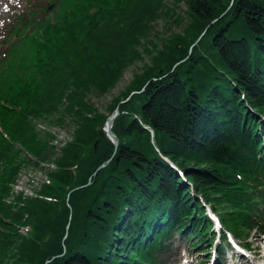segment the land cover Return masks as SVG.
<instances>
[{"label":"trees","instance_id":"16d2710c","mask_svg":"<svg viewBox=\"0 0 264 264\" xmlns=\"http://www.w3.org/2000/svg\"><path fill=\"white\" fill-rule=\"evenodd\" d=\"M176 1L188 25L102 113L86 97L154 45L163 0H57L18 24L14 80L0 76V264H167L178 237L204 254L205 203L236 237L264 235V0ZM28 40L29 69L13 55ZM60 113L74 138L49 182L9 201L23 152H53L35 122Z\"/></svg>","mask_w":264,"mask_h":264},{"label":"rangeland","instance_id":"374dc122","mask_svg":"<svg viewBox=\"0 0 264 264\" xmlns=\"http://www.w3.org/2000/svg\"><path fill=\"white\" fill-rule=\"evenodd\" d=\"M56 1L51 4L50 0H0V69L2 68L0 70V76H2V78L7 81L14 80L12 71L10 72L7 68V62L10 52L12 51L9 47L13 44H18V41L21 40L16 34V31L19 29L18 24L20 22L23 24L24 22L28 23L31 19H34L37 23L40 22L43 19L42 15L38 14L31 16L32 12H40L42 9L41 7L48 8L51 5L56 7ZM166 11L169 13L166 14ZM45 15H50L52 17V10L47 11L46 9ZM188 23L189 17L187 15V6L185 3L176 0H163L161 13L152 20L150 25L151 30L149 32L150 36L144 43L145 46H148L150 40H152L155 47H153L154 45H150L147 52L141 48L142 59L126 67L117 82L108 92L104 94L91 92L86 97V100L93 104L99 112H107L116 99L124 97L123 94L127 92L133 80L151 65L152 58L163 48L165 43L182 33ZM31 31H33L32 28L28 32ZM31 47L32 44L30 40H28L20 46L19 50L13 53L14 57L17 59L19 58L25 61L28 69L33 64V62H31V55L28 56L29 52L33 54V49L31 50ZM4 60H7V62H4ZM125 101L126 100L121 101V104ZM60 115L61 113L54 117L45 120H37L35 122L37 133L42 139H46V141L49 142L53 152L51 155L50 153L48 154V150L45 151L43 154L44 160L30 156V161L25 159V157L28 156L27 152H23L20 156L23 162L19 163L20 168L11 185L12 196L9 201L17 197L24 199L36 197L42 190L43 185L49 182L50 175L56 166L55 160L61 155L62 148L74 138L75 124L65 116L63 122H61V120H58V116ZM27 231L28 229H23L22 227V234H26ZM238 241L252 251L249 259L243 260L244 262L249 261L245 264H252V261L256 259L264 261V235L254 230L248 237H242ZM247 243H250V246H248ZM174 246L177 249H174L172 252L173 256L167 264H241L239 255H236L235 259L232 260L231 256H224V253L223 256H221V263L219 261L215 262V256L218 252L216 247L213 248L211 252L200 256L197 251L189 250L187 241L182 238H178ZM210 246L211 245L207 244L205 248L207 249ZM224 249L225 251L228 249V252L233 250L232 246L229 244L226 245ZM202 260H206V262H201Z\"/></svg>","mask_w":264,"mask_h":264},{"label":"water","instance_id":"95a60500","mask_svg":"<svg viewBox=\"0 0 264 264\" xmlns=\"http://www.w3.org/2000/svg\"><path fill=\"white\" fill-rule=\"evenodd\" d=\"M134 94V93H133ZM124 103V102H122ZM120 113V107H118L116 109V111L113 113V115H111L107 121V127L105 129V131L107 132V136L112 140V142L114 143L115 147L118 148L119 147V140L117 138V135L114 133L113 131V126H114V121L116 119V117L119 115ZM104 168L103 166L100 167V169Z\"/></svg>","mask_w":264,"mask_h":264}]
</instances>
